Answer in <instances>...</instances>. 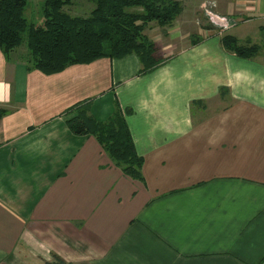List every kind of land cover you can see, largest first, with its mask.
I'll use <instances>...</instances> for the list:
<instances>
[{"label":"crops","instance_id":"1","mask_svg":"<svg viewBox=\"0 0 264 264\" xmlns=\"http://www.w3.org/2000/svg\"><path fill=\"white\" fill-rule=\"evenodd\" d=\"M176 1L147 74L136 53L46 74L0 48V264H264V0H216L250 58L199 23L203 0ZM118 102L139 178L67 124L74 107L105 121Z\"/></svg>","mask_w":264,"mask_h":264},{"label":"trees","instance_id":"2","mask_svg":"<svg viewBox=\"0 0 264 264\" xmlns=\"http://www.w3.org/2000/svg\"><path fill=\"white\" fill-rule=\"evenodd\" d=\"M44 1V22L40 23L30 22L27 17L29 0H0V48L9 55L26 44L29 62L46 74L71 64L90 63L103 57L121 58L130 53L140 58V74H147L163 59L157 54L155 43L143 34L144 28L153 21L166 26L181 10L176 0H92L95 8L90 15L82 16L65 10L69 0ZM222 43L245 58L258 50L255 45H240L231 35H224ZM70 113L67 124L74 133L95 136L127 175L142 176L144 158L137 151L127 120L130 109L118 102L105 121L92 116L90 104L74 107ZM46 264L80 263L53 254Z\"/></svg>","mask_w":264,"mask_h":264},{"label":"rangeland","instance_id":"3","mask_svg":"<svg viewBox=\"0 0 264 264\" xmlns=\"http://www.w3.org/2000/svg\"><path fill=\"white\" fill-rule=\"evenodd\" d=\"M214 1L215 2V6H214V10H212V12H214L215 14L221 15V16H226L225 14L219 13L216 10V6H217V1L216 0H203V2L200 4V8H199V15L197 20H199L200 22H205V24H209L211 27H208L209 30L212 29L217 35H220L221 37H223L224 33H227L229 30L225 31L224 33L220 34L219 31L210 23L209 18L205 12V10L209 9L208 7H206V3ZM44 0H29L28 4H27V8H26V14L28 19L30 20V22H40L43 23L44 22ZM206 7V9H205ZM95 8V3L92 0H69V3H67V5L65 6V10L67 12H69L72 15H82V16H88L90 15V13L92 12V10ZM229 16L228 18L232 19L233 21H237L235 17L231 16V15H227ZM175 21V20H174ZM159 24V23H158ZM158 24H153V26L149 23L143 31V34L149 38L150 36L153 38V33L154 30L156 29L155 27H157L159 29V31L161 32L162 30H164V26L163 25H158ZM176 25L178 27V23L176 22H172L170 24H167L165 27H167L170 32H172L173 34H175V31H177ZM163 26V27H162ZM236 26V25H235ZM155 28V29H154ZM151 30V32H150ZM161 36V35H160ZM166 39H159L158 42H155L154 40H152L157 48V54L161 53L159 55L160 58L164 59L162 54L165 53V51L162 50V44ZM178 40H181V36H179ZM20 49H25L24 51V55L26 56L28 53V49L26 44H23L22 47H20Z\"/></svg>","mask_w":264,"mask_h":264},{"label":"built area","instance_id":"4","mask_svg":"<svg viewBox=\"0 0 264 264\" xmlns=\"http://www.w3.org/2000/svg\"><path fill=\"white\" fill-rule=\"evenodd\" d=\"M215 6V2L211 1L206 3V7L209 9L205 10L210 23L219 31L220 34L224 33L225 31L231 29L233 26L237 24V21H233L231 18L229 19V16H221L218 14H215L213 11ZM205 7V9H206Z\"/></svg>","mask_w":264,"mask_h":264}]
</instances>
